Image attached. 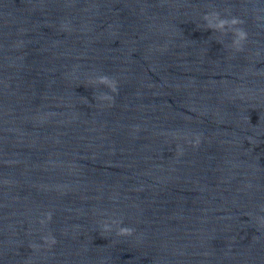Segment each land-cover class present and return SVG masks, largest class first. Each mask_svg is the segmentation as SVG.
<instances>
[{"label":"water","instance_id":"95a60500","mask_svg":"<svg viewBox=\"0 0 264 264\" xmlns=\"http://www.w3.org/2000/svg\"><path fill=\"white\" fill-rule=\"evenodd\" d=\"M261 220L264 0H34V264H264ZM0 264H33V0H0Z\"/></svg>","mask_w":264,"mask_h":264},{"label":"clouds","instance_id":"9594fccd","mask_svg":"<svg viewBox=\"0 0 264 264\" xmlns=\"http://www.w3.org/2000/svg\"><path fill=\"white\" fill-rule=\"evenodd\" d=\"M202 19L205 22V27L207 29L219 32L221 34H226L227 32L231 31L233 39L230 46L236 51L242 50L243 43L247 39V33L242 28L236 27L237 25L241 24L242 21H240L237 18H222L219 15V13L215 11L206 13L202 17ZM90 83L95 85H103L106 88H108L111 93H115L117 91V81L105 75H101L95 78L94 80L90 81ZM94 98L98 101H107L109 106H111V103L113 101V97L105 93H101L100 95L95 96ZM198 143L199 140L195 142V144ZM195 144H193V146H195ZM177 152L178 154H180L179 148ZM46 219L47 220L51 219V213L46 214ZM41 223H44V221H41ZM118 224L119 222L116 220H112L111 224H109L108 222H104L101 224V229L103 232H108L111 230L112 225H118ZM260 224L264 225V220H261ZM134 232L135 229L133 228L118 226L115 234L121 237H130L133 236ZM44 240L48 244H54L56 242L55 239L52 237H44ZM33 247L35 246L33 245Z\"/></svg>","mask_w":264,"mask_h":264}]
</instances>
